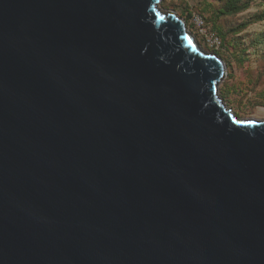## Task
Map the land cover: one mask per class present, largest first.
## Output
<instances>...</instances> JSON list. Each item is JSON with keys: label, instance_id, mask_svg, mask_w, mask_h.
Returning a JSON list of instances; mask_svg holds the SVG:
<instances>
[{"label": "water", "instance_id": "1", "mask_svg": "<svg viewBox=\"0 0 264 264\" xmlns=\"http://www.w3.org/2000/svg\"><path fill=\"white\" fill-rule=\"evenodd\" d=\"M159 2L0 0V264H264V120Z\"/></svg>", "mask_w": 264, "mask_h": 264}, {"label": "rangeland", "instance_id": "2", "mask_svg": "<svg viewBox=\"0 0 264 264\" xmlns=\"http://www.w3.org/2000/svg\"><path fill=\"white\" fill-rule=\"evenodd\" d=\"M226 1L160 0L158 5L181 17L204 51L218 52L225 63L218 85L225 106L240 118L264 120V18H258L264 0H248L243 9L220 14ZM197 16L204 18L201 28ZM209 35L217 38L214 44Z\"/></svg>", "mask_w": 264, "mask_h": 264}, {"label": "trees", "instance_id": "3", "mask_svg": "<svg viewBox=\"0 0 264 264\" xmlns=\"http://www.w3.org/2000/svg\"><path fill=\"white\" fill-rule=\"evenodd\" d=\"M247 1H241V0H227L225 6L222 8V10H219L220 14L224 13H231L233 11H237L239 9H243L247 6ZM202 19V22L204 21V18L202 16H199ZM258 18H264V13H260L258 15ZM244 26V25H242ZM217 56H219L218 52L213 51Z\"/></svg>", "mask_w": 264, "mask_h": 264}, {"label": "built area", "instance_id": "4", "mask_svg": "<svg viewBox=\"0 0 264 264\" xmlns=\"http://www.w3.org/2000/svg\"><path fill=\"white\" fill-rule=\"evenodd\" d=\"M194 21V20H193ZM195 24H197L198 25V27H202V24H203V22H202V19L200 18V17H195ZM210 37V40H211V42H212V44H214L215 43V41H216V37H214L213 35H209Z\"/></svg>", "mask_w": 264, "mask_h": 264}, {"label": "snow or ice", "instance_id": "5", "mask_svg": "<svg viewBox=\"0 0 264 264\" xmlns=\"http://www.w3.org/2000/svg\"><path fill=\"white\" fill-rule=\"evenodd\" d=\"M161 19H163V17H161Z\"/></svg>", "mask_w": 264, "mask_h": 264}]
</instances>
